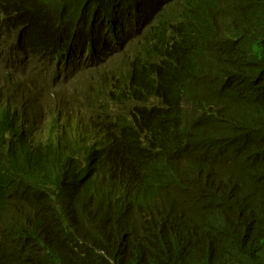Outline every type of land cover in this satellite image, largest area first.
Here are the masks:
<instances>
[{
	"label": "trees",
	"instance_id": "1",
	"mask_svg": "<svg viewBox=\"0 0 264 264\" xmlns=\"http://www.w3.org/2000/svg\"><path fill=\"white\" fill-rule=\"evenodd\" d=\"M0 264H264V0H0Z\"/></svg>",
	"mask_w": 264,
	"mask_h": 264
},
{
	"label": "clouds",
	"instance_id": "2",
	"mask_svg": "<svg viewBox=\"0 0 264 264\" xmlns=\"http://www.w3.org/2000/svg\"><path fill=\"white\" fill-rule=\"evenodd\" d=\"M130 44L119 45L115 50L116 53H119L121 50L125 49ZM60 57L63 59V63L61 65V75L57 78L56 81L52 82L49 78H45L34 75L32 76L36 85L39 84L41 86L40 98H38L35 102L36 105L41 106L42 108H47L45 101H53L57 96H64V104L66 105H74L72 103V99H79L86 104V107L96 108L92 105H88L82 98V94L88 93L92 87L94 80L102 75V72L110 73L111 67L113 66L112 57L116 54L111 55L110 57L105 58L101 56L99 59H95L96 71L92 74H87L86 72L81 73L79 76L73 75L70 70L68 64H66V59L69 57L67 54L70 52H66L63 49H59ZM101 75H100V74ZM42 87H46L48 90H51V93H45L42 91ZM1 106L4 111L8 113V115L12 118L15 117L16 113L18 116L23 115L24 118L32 120V111L33 107H31L25 100H23L20 96H8L3 97L1 99ZM48 120V117H47ZM22 186H19V188ZM31 192V193H30ZM30 195H32L34 207L39 203L40 196L36 192L30 191Z\"/></svg>",
	"mask_w": 264,
	"mask_h": 264
}]
</instances>
